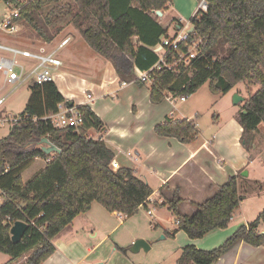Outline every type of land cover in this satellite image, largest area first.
<instances>
[{"label":"trees","instance_id":"obj_1","mask_svg":"<svg viewBox=\"0 0 264 264\" xmlns=\"http://www.w3.org/2000/svg\"><path fill=\"white\" fill-rule=\"evenodd\" d=\"M0 1L19 9L14 21H25L45 42L51 41L38 32L31 13L61 0ZM205 3L206 11L197 9L189 20L193 29L190 39L202 40L200 53L187 66L153 72L150 102L159 104L168 94L186 98L205 83L211 93L218 95L229 93L241 83L247 88L256 87L249 90L236 116L242 129L240 141L246 145L259 125H264V0H205ZM131 4L136 7L134 10L129 8ZM170 4L171 0H72L70 5L51 8L44 23L50 27L55 20L72 15L86 45L112 64L120 82H127L134 77V39L140 36L143 48H154L166 37L159 35L161 39L146 40L134 14L158 18L157 12L166 11ZM116 6H120L117 11ZM153 56L156 64L158 57ZM67 103L54 83L31 84L19 121L0 139V253L9 257L5 264L46 261L56 251L54 238L94 203L109 214L131 216L153 193L132 169L113 170L114 153L103 141L88 137L90 130H104V124L88 106L77 107L83 120L77 131L56 129L44 119L55 114L58 105ZM154 133L182 144L193 143L198 135L194 123L186 119L166 120L154 127ZM42 138H47L60 153L46 155L37 149ZM36 159L44 160L45 167L23 183L22 172ZM244 179L238 172L214 189L204 202H189L194 207L191 215L180 212L186 201L180 197L178 187L163 206L171 213L177 231L191 240L200 239L210 231L227 228L243 198L238 183ZM17 221L25 223L27 229L13 243L10 229ZM260 225L264 226V208L254 221L240 226L218 248L210 251L191 245L182 248L176 264H215L241 242L259 247L264 244V234L258 230ZM21 259L24 261L19 263Z\"/></svg>","mask_w":264,"mask_h":264},{"label":"crops","instance_id":"obj_2","mask_svg":"<svg viewBox=\"0 0 264 264\" xmlns=\"http://www.w3.org/2000/svg\"><path fill=\"white\" fill-rule=\"evenodd\" d=\"M198 5L199 2L196 0H171L168 9L161 12L160 16L157 15L158 18L149 14L142 16L134 14V17L138 21L140 34L151 42L157 38L161 39V36H173L182 29L190 30L189 20L198 9ZM119 8L120 6H116L115 10L117 11ZM129 8L134 10L136 7L131 4ZM65 38H69L70 41L63 48H66V51L64 57H60L62 66L58 71L60 75L54 84L66 101L72 102L76 107L88 106L102 121L104 130L102 132L90 130L88 137L103 141L107 148L114 153L113 170L121 167L130 168L136 177L146 182L152 189L153 193L150 198L143 206L139 207L144 208L146 212L150 211L149 216H152L151 208L165 207L164 203L171 198L176 187L180 189V197L187 203H202L229 176L247 169V179L250 178L251 173L247 167L250 161L249 153L241 145L242 129L235 120L230 121L223 130L217 132L213 142L204 140L198 145H196L198 137L188 145L182 144L174 138L159 137L154 133V127L157 124L166 120H180L174 119L173 113L177 109L181 111V106L176 109L175 102L171 103L167 99L171 95H167L162 104L167 103L172 109L169 112H167L169 107L164 111L158 109V106L162 104L153 105L149 99L152 83H141L137 79L138 75L154 67L153 55L160 51L157 45L154 48H143L140 36L136 37L132 60L134 77L131 81L120 82L110 62L94 53L86 46L85 42L71 36ZM141 47L143 50L140 49ZM132 84L146 87V94L144 96L140 92H137L136 95L132 94V90L129 89ZM140 90L138 89V91ZM120 95H125L130 101L136 100L137 103L140 102L138 95H141L146 100V109L149 108L150 113L155 115L154 117H161L159 122L149 125L147 137H141L146 126L142 121L144 114L140 109L139 111L135 107L134 110L132 109L135 112L132 114L134 121L128 124H122V117L114 118L112 121L107 120L116 114L114 109L111 110L110 99ZM174 99L177 98L174 97ZM186 101L187 99L182 103ZM184 119L193 122L190 117ZM244 202L245 198L243 197L226 229L213 230L200 239L191 240L184 232L176 230L172 217L174 228H170L167 233L171 234L174 240L179 243V248L190 245L202 251L218 248L240 226H247L252 222L253 216L246 212ZM95 204L87 213L77 216L54 238L53 244L56 251L41 264H84L93 255H95L92 259L93 262L90 261L87 264L100 259L97 250L105 244L106 236L100 234L97 228L100 227L102 221H107L108 218L121 219L122 216H128L115 212L109 214L104 209H96ZM262 207L264 208V206ZM179 209L184 215H191L194 212V207L187 204H182ZM96 217H100L101 220H97ZM156 226H161L166 231L158 220L154 227ZM263 229L262 225L258 228L260 232ZM22 260L24 259H21L19 263ZM5 263L4 260L0 261V264ZM215 264H264V244L259 247H251L241 242Z\"/></svg>","mask_w":264,"mask_h":264},{"label":"rangeland","instance_id":"obj_3","mask_svg":"<svg viewBox=\"0 0 264 264\" xmlns=\"http://www.w3.org/2000/svg\"><path fill=\"white\" fill-rule=\"evenodd\" d=\"M17 1L25 3L30 0ZM71 3L72 0H61L59 3L48 5L31 13L36 29L41 34L51 38L50 42H45L36 30L22 20L18 22L19 28L16 33H1L0 42L34 52H39L41 49L46 51L56 48L66 36H71L84 42L74 25L72 15L55 20L50 27H46L44 23V17L51 8L58 5H70ZM11 8L3 1H0V21L10 13ZM65 51L66 48L61 49L59 57H64ZM29 86V83L17 87L5 84L0 74V98H4V103L0 106V117L6 116L10 119L19 116L28 100ZM129 89L132 90V94L134 95L140 92L144 96L147 92L146 87H138L136 84H132ZM138 89L141 90L138 91ZM252 89L254 91L256 87L247 88L246 85L241 83L236 85L229 93L218 95L211 93L208 89V83H205L194 94L186 97L187 101L185 103L180 102L178 98L174 99L173 102H175L176 109L181 106V111L177 109L173 113L174 119L190 117L193 120L198 132L196 145L204 140L213 142L217 132L223 130L230 121H236V116L243 102L234 105L233 96L237 95L245 100L249 96V90ZM168 95L170 96V94ZM138 98L140 99L139 103L136 100L130 101L125 95L110 99L111 110L114 109V113L116 114L110 116V119L107 120L112 121L114 118L119 119L122 117V124H128L134 121V117L132 116L135 113L133 112L134 107L138 111L140 109L144 114L142 121L146 126L141 137H147L149 125L153 122H159V118L161 117H154L155 115L150 113V109H146V100L141 95H138ZM162 102L159 104H162ZM167 107H169L167 111L169 112L172 108L167 103L158 106V109L164 111ZM10 126L11 123L8 122L0 125V139L8 135ZM241 145L249 153L250 161L247 167L251 173L250 178L253 179H247L246 177L244 180H240L238 189L240 194L245 198L244 207L246 208V212L253 216L251 219L253 221L263 208L262 206H264V125H259L257 131L250 136L248 144L243 145L242 141ZM44 165L45 162L42 159L34 160L21 174L23 183L28 182L40 172L44 168ZM246 170L244 169L242 172ZM182 204L190 205L189 202ZM95 207L96 209H103L99 204H95ZM151 211L152 216H149L144 208H139L131 216H122L121 219L112 217L108 218L107 221H102L97 231L100 234H105L106 242L97 250L100 259L91 264H176L182 248H179V243L167 233L170 228L174 227L172 215L166 207L151 208ZM96 218L99 221L101 220L100 217ZM157 220L166 231L161 226L154 227ZM137 240L145 241L150 247L149 250L144 251L140 249L137 253H132L130 248ZM94 257L95 255L89 257L84 264L92 261ZM3 260L7 262L9 257L0 253V261Z\"/></svg>","mask_w":264,"mask_h":264},{"label":"built area","instance_id":"obj_4","mask_svg":"<svg viewBox=\"0 0 264 264\" xmlns=\"http://www.w3.org/2000/svg\"><path fill=\"white\" fill-rule=\"evenodd\" d=\"M198 9L206 11L205 0H201ZM18 8H11L10 13L0 21V34H14L18 31V21L14 18L18 14ZM190 30L182 29L176 32L173 36L162 38L157 45L160 49L155 52L158 57L154 67L137 76L141 83H152V73L160 69L174 70L177 66H187L189 62L198 56L200 53L201 39L191 40L189 37ZM69 38H64L56 48L50 50L41 49L39 52H34L22 48L12 46L7 43L0 42V74L3 77L4 83L13 87H17L26 83L43 85L46 83H55L58 73L62 66V61L59 57V51L69 43ZM162 52V53H161ZM171 56L169 59L168 57ZM136 81V80H135ZM124 85V83H123ZM171 103H174V97L171 95L167 98ZM181 102L185 98H179ZM4 103V98H0V106ZM50 124L56 129L72 128L78 130L83 123L82 115L77 107L72 105L60 104L57 106L55 114L45 117ZM19 117L7 118L0 117V125L4 122L17 123ZM113 167V166H112ZM147 214H151L150 211Z\"/></svg>","mask_w":264,"mask_h":264},{"label":"water","instance_id":"obj_5","mask_svg":"<svg viewBox=\"0 0 264 264\" xmlns=\"http://www.w3.org/2000/svg\"><path fill=\"white\" fill-rule=\"evenodd\" d=\"M157 15H161V12H157ZM192 28L190 29V32H192ZM243 99L241 97H238L237 95L233 96V104L236 105L239 102H242ZM68 106H72L73 103L68 101ZM36 148L41 150L44 154L46 155H50V154H59L60 150L55 147L53 144H51L49 142V140L47 138H42L38 144L36 145ZM241 177H247V172L244 171L241 174ZM174 227H172L173 229ZM27 229V225L23 222L17 221L15 222L11 229H10V236H11V241L13 243H17L22 236L24 235L25 231ZM260 234H264V229L260 232ZM149 245L143 241V240H137L133 243V245L130 248V251L132 253H137L140 249H143L144 251H148L149 250Z\"/></svg>","mask_w":264,"mask_h":264}]
</instances>
